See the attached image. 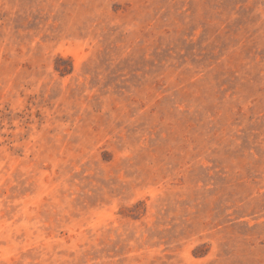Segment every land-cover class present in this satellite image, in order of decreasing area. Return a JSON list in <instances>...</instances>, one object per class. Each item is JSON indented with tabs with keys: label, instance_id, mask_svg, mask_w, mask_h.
<instances>
[{
	"label": "rangeland",
	"instance_id": "1",
	"mask_svg": "<svg viewBox=\"0 0 264 264\" xmlns=\"http://www.w3.org/2000/svg\"><path fill=\"white\" fill-rule=\"evenodd\" d=\"M0 264H264V0H0Z\"/></svg>",
	"mask_w": 264,
	"mask_h": 264
}]
</instances>
